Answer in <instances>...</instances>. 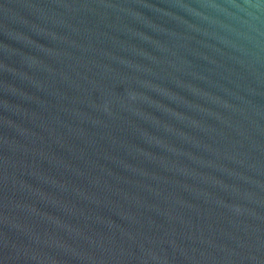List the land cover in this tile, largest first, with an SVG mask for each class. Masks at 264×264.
I'll return each mask as SVG.
<instances>
[{"label":"water","instance_id":"1","mask_svg":"<svg viewBox=\"0 0 264 264\" xmlns=\"http://www.w3.org/2000/svg\"><path fill=\"white\" fill-rule=\"evenodd\" d=\"M0 264H264V0H0Z\"/></svg>","mask_w":264,"mask_h":264}]
</instances>
